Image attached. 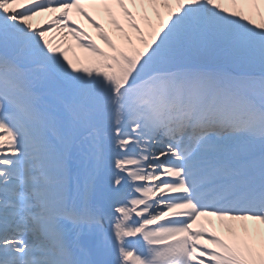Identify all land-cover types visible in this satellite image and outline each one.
Here are the masks:
<instances>
[{
  "label": "snow or ice",
  "instance_id": "obj_1",
  "mask_svg": "<svg viewBox=\"0 0 264 264\" xmlns=\"http://www.w3.org/2000/svg\"><path fill=\"white\" fill-rule=\"evenodd\" d=\"M0 264H264V0H0Z\"/></svg>",
  "mask_w": 264,
  "mask_h": 264
}]
</instances>
